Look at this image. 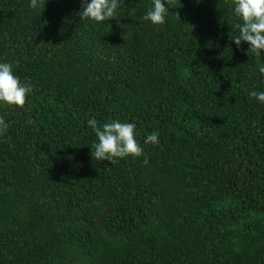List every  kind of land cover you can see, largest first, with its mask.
I'll return each mask as SVG.
<instances>
[{
    "label": "trees",
    "instance_id": "obj_1",
    "mask_svg": "<svg viewBox=\"0 0 264 264\" xmlns=\"http://www.w3.org/2000/svg\"><path fill=\"white\" fill-rule=\"evenodd\" d=\"M150 3L94 23L0 0V60L32 85L0 105V264H264V80L232 0H171L160 25ZM90 117L135 120L144 154L92 158Z\"/></svg>",
    "mask_w": 264,
    "mask_h": 264
},
{
    "label": "clouds",
    "instance_id": "obj_2",
    "mask_svg": "<svg viewBox=\"0 0 264 264\" xmlns=\"http://www.w3.org/2000/svg\"><path fill=\"white\" fill-rule=\"evenodd\" d=\"M40 0H28V6L37 9ZM199 3V0H196ZM121 0H80L79 18L90 22L101 23L110 18L118 17ZM171 0H151L143 12L142 19L153 25L165 23L168 7ZM232 15L238 22L235 24L237 34L232 37V43L237 49L241 43L247 44L249 50L256 58V71L264 80V0H232ZM32 91L31 83L21 80L14 71V62L0 60V105H25L26 96ZM250 97L264 102V88L257 87L248 91ZM95 136L90 146V155L98 160H108L112 164L117 158L142 156L143 148L138 141L139 129L135 120H120L110 118L99 123L95 117L86 121ZM9 125L3 116H0V134H3ZM159 144L158 133L153 130L144 135L143 144ZM147 163V157H144Z\"/></svg>",
    "mask_w": 264,
    "mask_h": 264
}]
</instances>
